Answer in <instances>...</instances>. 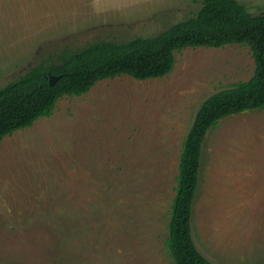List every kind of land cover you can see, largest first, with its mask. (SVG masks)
Returning a JSON list of instances; mask_svg holds the SVG:
<instances>
[{
  "label": "rangeland",
  "instance_id": "rangeland-1",
  "mask_svg": "<svg viewBox=\"0 0 264 264\" xmlns=\"http://www.w3.org/2000/svg\"><path fill=\"white\" fill-rule=\"evenodd\" d=\"M257 15L264 0H239ZM202 0H0V88L96 41L161 33ZM166 76L119 75L65 95L0 141V264H173L166 249L183 141L210 95L248 80L246 45L187 47ZM213 264H264V108L202 145L192 210Z\"/></svg>",
  "mask_w": 264,
  "mask_h": 264
},
{
  "label": "trees",
  "instance_id": "trees-1",
  "mask_svg": "<svg viewBox=\"0 0 264 264\" xmlns=\"http://www.w3.org/2000/svg\"><path fill=\"white\" fill-rule=\"evenodd\" d=\"M234 44L250 48L253 74L210 95L197 110L180 152L165 242L173 264H213L197 249L192 235L202 145L208 131L222 119L264 108V10L254 15L239 0H202L196 15L157 35L120 43L96 41L77 50L65 48L0 88V141L50 116L61 97L81 95L100 80L119 75L138 80L163 77L174 68L175 54L187 47ZM51 75L58 76L54 84Z\"/></svg>",
  "mask_w": 264,
  "mask_h": 264
},
{
  "label": "water",
  "instance_id": "water-1",
  "mask_svg": "<svg viewBox=\"0 0 264 264\" xmlns=\"http://www.w3.org/2000/svg\"><path fill=\"white\" fill-rule=\"evenodd\" d=\"M57 78H58V76L51 75V76H50V83H51V84H54L55 81L57 80Z\"/></svg>",
  "mask_w": 264,
  "mask_h": 264
}]
</instances>
